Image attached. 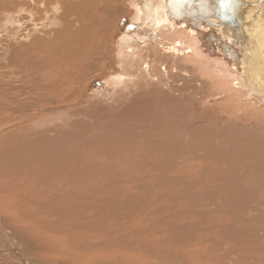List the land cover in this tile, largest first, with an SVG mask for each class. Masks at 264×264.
Segmentation results:
<instances>
[{
  "label": "bare ground",
  "instance_id": "1",
  "mask_svg": "<svg viewBox=\"0 0 264 264\" xmlns=\"http://www.w3.org/2000/svg\"><path fill=\"white\" fill-rule=\"evenodd\" d=\"M24 1H25L24 3L20 2L21 3L20 4L19 0H0V72H3L5 75L8 74V72H11L10 74H12L14 72H21V74H22V72H24L25 75L28 74L30 76V78H31L30 82H34L35 87L37 85H39V83L36 82L37 77H43L44 79L48 78L51 80V82L48 84L46 81V84H48L47 86L44 82L43 83L44 88L49 89L50 91H53V93L57 92V88H58V90L60 89V87L58 86V81H61V78L66 80V81H70L73 83L75 80L83 79L85 77V75L87 74V72H111V74L109 73V75L105 76L106 77V78L104 77L105 81L100 82L95 89H93L91 92H89V95L85 96L82 100H79L80 104H77V106H71L72 104H70L67 107H63V108L60 107L56 110H53L52 112L48 111V112H45V113H43L37 117H34V118L29 113L30 115H25L26 117L28 116L27 119L29 121L27 123H25L23 126L22 125H20V127L18 126V129H16V130L14 128L13 131L8 132L7 128H5V126H7L6 123L8 121H6L5 117H2L0 114V126L4 125L3 130H0V264H54L53 263V262H55V261H53L54 259H56V261H57L58 260L57 258L59 256L62 257V254L64 256L67 253L73 254L74 257H72V258H75V260L77 261L78 264H108L109 258L114 257V259L116 260L117 259L116 255H120V254L122 255L123 251H122V253L118 254V252H115L112 248H110L109 251H107L105 249L106 253L103 252L105 255H100L99 253H96L95 252L96 248H94V249L91 248L93 246V244H92L93 241L89 240L91 238V236L90 235H82L85 232L81 231L80 229H77L75 227V225H73V222L72 223L68 222L67 218H66L67 222L64 219L65 222L58 224L56 219H55V216H53L54 219L50 218L53 215V213H52V211L49 210L50 208L48 209V207H47V203L49 201L45 202V204L39 202V203H41L40 206L38 203H37L38 205H36V206H33L32 204H30L31 202L41 198L43 195V194H41V196H37L36 193L37 194L42 193V190L44 189L43 188V186H44L43 182H45V180L42 182V180H40L39 177L33 178L32 180L35 183L33 182V184H31V183L29 184L32 186L28 185V182L30 181L29 178H31L29 172H31L30 169L32 168V165L38 161V158H39L38 152H40L38 149H39V146L42 147L41 142L44 140H45L44 142H47L51 139H54V138H52V136L54 137V135L59 134V136H61L62 139L56 140L55 143L57 144V148L60 147V148L64 149V148L68 147L67 145L69 143H73V141L79 143V141H80L79 137L80 136H83V135L90 136V135L99 134L102 131V128L100 126L98 127L99 123L97 121L96 122L90 121V118H92L93 116L88 118L87 115L92 114V115H98L100 118L101 117L109 118L114 113H116L117 110H119L118 108L120 106H123L124 110L133 109L132 108V107H134L133 105H137V104L141 107L140 109L145 108L144 110H142L139 113V115H142L143 118L144 117L148 118V116H150V118L149 119L146 118V120H141V121L139 120L138 123H134L136 126L135 128L141 129L142 131H140V132H142L145 136H154L155 138H158V140H160V142H161L160 145L161 146L163 145L162 151L165 149H166L165 151H167V147H168V150L172 148V151H170V152L168 151V154H166L169 156H167V158H162L163 160L161 162L163 165L165 163L167 164V162H170V165H171L172 162L175 163V162H180V160H182V158H183V156H182V154H183L182 144H181V141L179 139V136L177 137V135H175L173 132L176 131L177 129H180L184 123L185 124L187 123L186 126L189 125L188 126L189 128H190V126H193V124H195V123H192V121H188L189 118H192V117L197 118V119L198 118L202 119V120L198 119L199 126L201 128H203V130L201 129L202 131L199 130V131H201L202 134L206 133V134L217 135V133H218L217 137H220V139H222L221 136H223L222 133L224 131H225V134L226 133L230 134V132H233L234 135H240L243 133L248 134V133H253V132H255V134H256V132H258V134H259L257 137L258 143H259V141L261 143L264 142V0H188V2L186 0H24ZM189 11H191L192 14L189 13ZM13 14L14 15L17 14V15L12 16ZM125 17H130L129 18L130 27H129L128 31H123V33H121L122 35L120 37L118 36L119 38L116 41L114 39H115V36L117 34V31L119 30L120 19L125 18ZM114 67L116 68V70L114 69ZM154 70H156V71H154ZM150 72L152 75L147 76L148 73H150ZM157 72H159V73H157ZM167 72L169 75L172 72H173V74L169 76V75H167ZM121 75H124V77L120 78ZM0 76H2V74ZM17 77L21 78L20 76H17ZM26 77H28V76H26ZM168 78H170L172 80V82H171L172 84L176 83L175 81H179V82L181 81V83L179 84V91L180 92H178L176 95H175L174 91H177L176 88L178 86H176V88L174 90H173L174 87L170 88L169 86H167L166 83H167ZM19 80L21 82H23L22 80H24V79L21 78ZM26 81H29V80H26ZM43 81H45V80H43ZM39 82H41V81H39ZM76 82H78V81H76ZM145 82H147L146 84L151 86L152 89L150 88L151 91H148L146 89V87H143L144 85H142L141 87L144 88L146 91H144L141 88L142 96L140 97L137 94V91H138L137 87L140 84H143ZM24 83H25V81H24ZM30 85H31V83H30ZM176 85H178V84H176ZM39 86L42 87V85H39ZM30 87H32V86H30ZM3 88H4V86H3ZM134 88H137L135 90V92H133ZM46 89H44V90H46ZM184 90H186V91H184ZM0 91H3V89H0ZM26 91H28V90L26 89ZM33 91H36V89ZM182 91H184V92H182ZM28 92H30V91H28ZM148 93H151V96ZM31 94H33V93L31 92ZM50 95H52V93H50ZM160 95H162V97L164 99H166L169 103L159 104L160 102H157V100L159 101L161 99ZM24 97H27L26 94ZM40 97H41V95H40ZM42 97H44V96L42 95ZM56 97H57V95H56ZM15 99H17V97ZM36 99H38L39 101L42 100L41 98H40L41 100L39 99V95L36 96ZM148 99L151 100L150 104L147 102ZM28 100H26V101L28 102ZM30 100L34 101V99H31V98H30ZM35 101H34V103H35ZM47 101H49V99ZM47 101L45 100L46 103H47ZM42 102H44V100ZM51 102H53V98H52ZM3 103L1 105H5L6 102L4 104ZM34 103H32V104H34ZM49 103H50V101H49ZM23 104L24 103L18 102V100L16 102V105H18V107L19 106L22 107ZM51 105H52V103H51ZM148 105H150V106L148 107ZM28 106H31V104ZM9 107H11V106H9ZM55 107H56V104H55L54 108ZM76 107H78V108L73 113V109ZM17 108H14V109L16 110ZM42 108H43V106H42ZM4 109L5 108H3V110L1 112H3ZM138 109H139V107H138ZM146 109H149L148 110L149 112L146 111ZM6 110H7V108H6ZM171 110L178 111V114H180V113L183 114V119H179L180 118L179 116H178V118H176L177 115H176V117L170 116ZM9 111H11V110H9ZM24 111H25V109H24ZM14 113H16V111ZM38 113H41V112H38ZM98 113H101V114H98ZM35 114H34V116H35ZM74 114L78 117L74 118L75 117ZM4 115H7V114L4 113ZM132 115H131V117H132ZM135 115H134V117H135ZM136 116H138V115H136ZM43 117H50L48 119L49 121H47V120L41 121L43 119ZM135 120H137V119H135ZM120 121L121 120H119V122ZM168 121L169 122L171 121V122H173V124L175 123L176 125H174V126L170 125L171 126L170 127L168 124ZM198 121H197V123H198ZM200 121H201V123H200ZM60 123L63 124L61 127L59 126ZM128 126H130V125H128ZM48 127H50V129ZM43 128H47L49 130L45 129L44 131H41ZM10 129H12V128H10ZM182 129H184V128H182ZM43 132H45V133H43ZM117 132H116V134H117ZM171 132L174 135L170 134ZM118 134L121 135V133H119V132H118ZM170 135H173L172 136L173 138ZM231 135L232 134H230V136ZM142 136L143 135H141L140 137H142ZM232 136H231V138L233 139ZM242 137H243L242 135H241V138L237 137L238 138L237 142H243ZM204 138H206V137H204ZM84 139L85 138H83V140ZM109 139H104L103 141L108 142ZM208 139H209V136H208ZM35 140H36V142L34 143ZM93 140H96V139H93ZM181 140H182V138H181ZM191 140L189 141L190 143H191ZM203 141H204V139H203ZM230 141H232V140H230ZM230 141H228V144L231 143ZM255 141H256V139H255ZM257 141H256V143H257ZM112 142H111V144H112ZM115 142L116 141H114V143ZM156 142H158V141H156ZM189 142H188V144H189ZM254 142L252 141L251 144ZM100 143H99V145H100ZM233 143H234V141H233ZM35 144H38V146H36ZM103 144H104V142H103ZM48 145L52 146L50 144H48ZM120 145H121V143L119 144V146ZM157 145H159V144L157 143ZM257 145H259V144H257ZM116 146H118V145H116ZM149 146H151V144L150 145L148 144V147L146 146V148H150ZM223 146H225V145H223ZM24 147H25V150H24ZM34 147H36V149ZM210 147H213V146L211 145ZM242 147H243V145H242ZM256 147L258 148V146H256ZM121 148H122V146H121ZM107 149H108V147H107ZM139 149H141V148L139 147ZM232 149L234 150V148L231 147V150ZM87 150H89V149H87ZM99 150H98V152H99ZM122 150L124 151V149H122ZM147 150L148 149H145L144 151H140V152L142 153V152H145ZM237 150H239V149H237ZM25 151H27V152H25ZM93 151H94V149H93ZM118 151H119V149H118ZM123 151L122 152L120 151V152L123 153ZM210 151H212V150H210ZM247 151H251V150H247ZM258 151L259 150H257V152ZM263 151H264V149H263ZM100 152L103 153V150ZM128 152H129V149H128ZM216 152H217V150H216ZM241 152H242V149H241ZM251 152H254V151H251ZM251 152H249V153H251ZM72 153H73V151L71 152V154ZM77 153H79V152H77ZM91 153H92V151H91ZM121 153H120V155L122 157H123V155L125 156V154L122 155ZM89 154H90V152H89ZM246 154H248V153H246ZM246 154H245L244 158L247 156ZM118 155H119V153H118ZM140 155H142V154H140ZM204 155H205V153H204ZM240 155H243V154L240 153ZM23 156H25V158H27V161H25V163L20 162V160L22 161V159H24ZM72 156H74V154ZM78 156H79V154H78ZM144 156L145 155H143L142 158H144ZM59 158H60V156H59ZM85 158H87V157H85ZM102 158H104V160H105L106 157H102ZM242 158H243V156H242ZM75 159H76V157H75ZM254 159H256V158H254ZM260 159H262V158H260ZM87 160H89V159H87ZM87 160L85 161V159H84L83 161L88 162ZM96 160H98V159H95V161ZM115 160H117V159H115ZM158 160H160V159H158ZM214 160H216V159H214ZM263 160H264V158H263ZM48 161H50V159ZM64 161L67 162L68 159L64 160ZM145 161L147 162V159ZM191 161H189V162L191 163ZM206 161H207V159H206ZM217 161H218V163L221 162L219 164L220 166H224L225 163L227 165V163H228V162H222L223 160H220V159H217ZM41 162H43V161H41ZM59 162H58V168L60 166V169L57 168L59 171L61 169L64 170L67 168H68V170H70V168L67 164H66L67 166L65 168V167L61 166V164ZM79 162H80V160H79ZM104 162L105 161H103V163ZM184 162H185V160H184ZM193 162H195V161H192V164H193ZM44 163L45 162H43V164ZM81 163H83V162H81ZM90 163H92V162L85 163V164L88 165ZM121 163H123V162H121ZM260 163L261 162H259V165H260ZM56 164H57V162H56ZM85 164H83V166ZM94 164L92 163V165H91V167H93V170H94V166H93ZM106 165H104V166H106ZM109 165L110 164L108 163L107 166H109ZM181 165H182V163H181ZM11 166L12 167L15 166L17 168V171H19L20 174L22 173L21 174L22 176H25L22 181L17 180V179H11L9 181H5V180H7V178L5 179V174H7L6 172H8L7 168L11 167ZM43 166H45V165H43ZM99 166H100V164H99ZM99 166H95V168L96 167L99 168ZM126 166H130V165H126ZM176 166L179 167L180 165H176ZM184 166H186V164H183L181 167H183V169L186 170V168H184ZM242 166H245V164L243 165V163H242ZM36 167H38V166H36ZM61 167H63V168H61ZM77 167H78V165H77ZM189 167H191V166H189ZM263 167H264V165H263ZM47 168H48V166H47ZM81 168H80V171H81ZM84 168H85V166H84ZM98 168H96V169L98 170ZM260 168L261 169H259V166L256 164L253 166V169L252 168L251 169L252 170L255 169L258 173L262 174V171L264 172V169L262 168V166ZM85 169H86V171L89 170V169L87 170V167ZM85 169H83V170H85ZM96 169L94 170V172L97 171ZM102 169H103V167H102ZM134 169L136 170V167ZM58 170H55L56 173ZM63 170H61V172ZM78 170H79V168H78ZM115 170H116V172L117 171L119 173L121 172V169H120V171L117 169H115ZM184 170H182V171H184ZM46 171H48V170H46ZM91 171H92V169H91ZM100 171H102V170H100ZM182 171H181V173H182ZM102 172H100V173L102 174ZM247 172H250V171H247ZM45 173L46 172H44V174ZM81 173H83V172H81ZM89 173L87 172L86 176H88ZM103 173H105V171ZM179 173L180 172L178 171V174ZM39 174L43 175L42 171L40 173H38V175ZM47 174H45V175H47ZM65 174H66V172H65ZM94 174H97V173H94ZM101 174H98V175H101ZM105 174H107V173H105ZM111 174H112V171H111ZM183 174H184V172H183ZM248 174H251V173H248ZM48 175H50V173ZM55 175L56 174H54V177H56ZM66 175H68V173ZM69 175H70V173H69ZM91 175H93V173ZM60 176H61V174H60ZM68 176L59 177L57 179L60 180L62 178L65 182V180L68 179ZM93 176L92 177L90 176V177L93 178ZM112 176H114V174H112ZM254 176H255V174H254ZM76 177H77V175H76ZM84 177H85V175H84ZM84 177H81V178L84 179ZM104 177H105V175H104ZM106 177H105V179H106ZM17 178H20V177H17ZM69 178H70V176H69ZM73 178L75 179V177H73ZM95 178L97 181L98 177H95ZM57 179L55 178V180H57ZM107 179H108V177H107ZM107 179H106V181H110ZM189 179H191V178H189ZM101 180H102V178H101ZM121 180H123V178ZM241 180H243V178ZM251 180L254 181V177ZM48 181H50V180H48ZM68 181H69V179H68ZM84 181H86V179ZM93 181H94V178H93ZM60 182H62V181H60ZM60 182L59 183L57 182V184H60V185L64 184L63 182H62V184ZM247 182H248V180H247ZM249 182H252V181H249ZM255 182L256 181H254L255 185H259L258 183H255ZM91 183H92V181H91ZM114 183H115V181H114ZM51 184H52V181H51ZM57 184L55 186H57ZM71 184L73 185V183H71V181H70L69 186H71ZM102 184L100 183L99 185H102ZM60 185H58V186H60ZM81 185H83V184L81 183ZM50 186L52 187L53 185H50ZM86 186H88V185H86ZM73 189H75V188L73 187ZM101 189L103 190V188H101ZM107 189L109 190L110 186L107 187ZM116 189L117 188H114L113 190H116ZM94 190H95V188H94ZM252 190H254V189H252ZM69 191H71V190L69 189ZM118 191H122V190H118ZM251 191H249L245 194V196L247 198L248 197L250 198L253 194H254V196L258 197L259 194L257 195V193L259 190H257V193H255V191H253L250 195ZM61 192H63V191H61ZM72 192L76 193L74 191H71V193ZM96 192L100 193L101 191L99 190ZM104 192H105V189L103 190V192H101V195L103 194L102 195L103 197L107 196V198H109L110 195L108 196V193H107V195H104ZM81 193L83 194V192H81ZM111 193L112 192H110V194ZM122 193H124V192H122ZM71 195H73V194H71ZM75 195H76V197H78L77 194H75ZM101 195L96 194L97 197L98 196L100 197ZM69 196H70V194H69ZM125 196L127 198V195H125ZM254 196L252 198H254ZM227 197H228V195H227ZM52 198H53V196H52ZM62 198H64V197H62ZM70 198H72V197H70ZM107 198H106V200H108ZM104 203H107V202L104 201ZM108 203H109V201H108ZM57 204L58 205L60 204L59 201ZM92 205H94V203ZM132 205H133V203H132ZM142 205H144V204L142 203ZM76 206H78V205H76ZM140 206H139V208H140ZM110 207H112V206H110ZM44 208H45V211H44ZM57 209H58V207H57ZM113 209H115V207H113ZM122 209H123V207H122ZM73 211H74V209H73ZM76 211H74V212H76ZM144 211L146 212V210H144ZM44 212L46 213L45 216H44ZM68 212L70 215L74 214V212L72 213V211L70 212V210ZM93 212H95V211H93ZM129 212H130V210H129ZM245 212L246 211H243V214H245ZM119 213H121V212H119ZM156 213H158V212H156ZM41 214H43V215H41ZM64 214H65V212L63 213V216H64ZM75 214H74V216H75ZM116 214L117 213H115V215ZM84 216H83V218H84ZM102 216H104V215H102ZM137 216H140V215H136V217ZM143 216H145V215H143ZM148 216H150V215H148ZM59 217H61V216H59ZM100 217H101V215H100ZM105 217H107V216H105ZM71 218H73V217H71ZM76 218H77V216H76ZM126 218L128 220V217H126ZM73 219H72V221H73ZM74 221H75V219H74ZM111 221H113V220H111ZM116 221H117V218H116ZM119 221L121 223V220H119ZM234 221H235V224L237 225V223L241 222V219L240 220L234 219ZM77 222H80V220H78ZM77 222L75 224H77ZM141 222H142V220H141ZM155 222L156 221H154V224H155ZM157 224H159V223H156V225ZM89 225L91 227L93 226L91 224H89ZM79 227H81V226H79ZM94 227H96V226H94ZM121 227H122V225H121ZM89 229H90V227H89ZM230 229H232V228H230ZM112 230L118 231L117 228H114ZM155 230H156V228H155ZM136 231L141 232L143 230L139 228ZM53 232L57 235H54ZM108 232H111V231H108ZM116 233L118 234V232H116ZM201 234H203V233H201ZM198 235H200V234H198ZM94 238H95V235H94ZM96 238H98L97 235H96ZM110 239H111V237H110ZM114 239H116V238H114ZM114 239H113V235H112V239L111 240L108 239L110 241V243H108V241H106V240H101L99 242L100 243L103 242L102 243L103 248H107L106 245L108 243L109 247H111V246L112 247H115V246L120 247V245H121L124 247L127 246V248L128 247L136 248V251H137V247H138L137 245L138 244L136 246H133V247L131 246L132 244H125L126 245L125 246L123 244L124 242L120 241L121 239L120 240L119 239L114 240ZM216 241L217 240H214L213 243H215ZM52 242H54V243L52 244ZM225 243L229 244V242H225ZM94 244L96 246V243H94ZM199 246H201V245H199ZM202 247H204V246L202 245ZM213 247H215V246H213ZM220 247H221V245H220ZM144 248L145 249L148 248L146 250L145 254H147L149 257L153 258L154 263L152 260H150V261H152L151 263H153V264H155L154 258L157 257L158 255H160L162 252L166 251L165 250L166 248H164V247L159 248V246H157V245L151 246V247H144ZM44 249H47V250H50L53 252L52 253V254H54L53 260H52V256L50 254H47L49 256L45 255V257L49 258L50 260H49V262H46L41 257L36 255L34 252V250H35V251H39L41 253ZM145 249H143V251ZM58 250L60 252H58ZM89 250H93V251H91V253H90ZM103 250H101L100 247L98 246V250H97L98 252L101 253ZM129 250L133 251L131 249H129ZM211 250L212 249H210L209 254H213ZM61 252H62V254H61ZM92 252H94L95 255ZM125 252H127V251H125ZM229 252L232 253L231 251H229ZM43 253H42V256H43ZM128 253L129 252H127V254ZM68 254L65 255L66 258L69 257ZM123 254L125 255L126 253H123ZM129 254L131 255V253H129ZM235 254H237V253H235ZM93 255L95 256V258L93 257ZM97 255L100 259H98ZM126 255H125V257H127ZM136 255L138 256L139 254H136ZM173 255H174L173 256L174 258H172V259L180 258V257H178V255L176 253L175 254L173 253ZM228 255H229L228 253H225V255L223 257L225 258V256H228ZM176 257H178V258H176ZM208 257H210V256H208ZM235 257H237V256H235ZM130 258L132 259V257H130ZM193 258L196 259L195 257H193ZM140 259H139V262H140ZM157 259H158V257H157ZM202 259H200V261ZM232 259H234V258H232ZM254 259L256 261V258H254ZM257 259H261V257L257 258ZM64 260H62V262ZM115 260H114V262H115ZM159 260H157L156 262H158ZM203 260H206V259H203ZM60 261H61V259H60ZM66 261L69 262L68 259ZM110 261H112V259ZM118 261H119V259H118ZM167 261H169V259ZM177 261L178 260H176V263H177ZM207 261L208 260H206V262ZM68 262H67V264H68ZM164 262H166V261H164ZM194 262H195V260H194ZM208 262H209V264L213 263L210 261H208ZM74 263H76V262H74ZM74 263H72V264H74ZM111 263H113V262H111ZM119 263H120V261H119ZM134 263H136V262H134ZM141 263H139V264H141ZM143 263H145V262L143 261ZM162 263H163V261H162ZM190 263L194 264L193 262H190ZM196 263H197V261H196ZM57 264H58V261H57ZM248 264H249V262H248Z\"/></svg>",
  "mask_w": 264,
  "mask_h": 264
},
{
  "label": "rangeland",
  "instance_id": "2",
  "mask_svg": "<svg viewBox=\"0 0 264 264\" xmlns=\"http://www.w3.org/2000/svg\"><path fill=\"white\" fill-rule=\"evenodd\" d=\"M186 1L188 2V0H186ZM20 2L24 3L25 1L19 0V3ZM189 13L192 14L191 11H189ZM15 15H17V14H15ZM15 15L13 14L12 16H15ZM129 18L130 17H125V18H121V19L119 18L120 19L119 30L117 31V34H116L114 40L117 41V39L122 35L121 33H123V31H128V29L130 27ZM114 69L116 70L115 67H114ZM154 71H156V70H154ZM10 73L11 72H8V74L5 75L3 72H0V75L2 74V76H0V89H3V91H0V107H1L0 108V114L2 117H5L6 121H8L6 123L7 126H5V128H7V130H8V132L13 131L14 128L16 130V129H18V126L20 127V125L23 126L25 123H27L29 120L27 119L28 116L26 117L25 115L31 114V116L34 118V117H37V116H39L45 112H48V111L52 112L53 110H56L60 107L61 108L67 107L70 104H72L71 106H77V104H80L79 100H82L85 96L89 95V92H91L93 89H95L100 82L105 81V78H106L105 76L109 75V73L111 74V72H87V74L85 75V77L83 79L75 80L73 83L70 81H66V80L61 78V81H58V86L60 87V89H59L60 91L57 88V92L53 93V91H50L49 89L44 88V84H43L44 82H45V84H46V81L48 84L51 82V80L48 78L44 79L43 77H37L36 82L39 83V85H42V87L39 85H37L35 87V85H34L35 83L30 82L31 78L28 74L25 75L24 72H22V74H21V72H14L12 74H10ZM157 73H159V72H157ZM172 74H173V72L170 73V75H172ZM151 75L152 74L150 72V73H148L147 76H151ZM167 75H169L168 72H167ZM17 76H20L21 78H23L24 79V80H22L23 82H21L19 80L21 78H18ZM26 76H28V77H26ZM123 77H124V75L120 76V78H123ZM26 80H29V81H26ZM43 80H45V81H43ZM24 81H25V83H24ZM39 81H41V82H39ZM76 81H78V82H76ZM171 82H172V80L170 78H168L166 85L169 86L170 88L174 87L173 90L176 88V86H178L176 88L177 91H174V93L176 95L178 92H180L179 91V84L181 83V81L180 82L175 81L176 82V83H174L175 85L172 84ZM30 83H31V85H30ZM146 83L147 82L140 84L137 87L138 88L137 94L140 97L142 96V94H141V88H142L141 86L142 85H144L143 87H146V89L148 91H151V89H152L151 86H149ZM28 84L30 86H32L33 88L30 87ZM48 84H46V86ZM176 84H178V85H176ZM3 86H4V88H3ZM137 88H134L133 92H135V90ZM26 89L30 92L26 91ZM32 89L33 90L36 89V91H33ZM44 89H46V90H44ZM142 89L144 91H146L144 88H142ZM184 91H186V90H184ZM184 91H182V92H184ZM31 92L33 94H31ZM50 93H52V95H50ZM25 94L27 97H24ZM148 94H150V96H151V93H148ZM37 95H39V99L40 98L42 99V100L40 99L41 101L36 99ZM40 95H41V97H40ZM42 95L44 97H42ZM56 95H57V97H56ZM160 96H161L160 97L161 99L159 101L157 100V102H160L159 104L169 103L166 99H164L162 97V95H160ZM16 97H17V99H15ZM30 98L34 99V101L36 100L35 103L33 100H30ZM52 98H53V102H51ZM48 99H49L50 103H49V101H47ZM17 100H18V102L24 103L22 107H20V106L18 107V105H16ZM26 100H28V102ZM43 100H44V102L46 100L47 103L42 102ZM150 101H151L150 99L147 100V102L149 104H150ZM3 102L4 103L6 102L5 105H1ZM32 103H34V104H32ZM51 103H52V105H51ZM27 104L28 105L31 104V106H28ZM55 104H56V107L54 108ZM9 106H11V107H9ZM42 106H43V108H42ZM133 106H134V107H132L133 109H126V110H124L123 106H120L118 108L119 110H117V112L114 113L109 118H104V117L100 118L98 115H92V114L87 115L88 118L93 116L92 118H90V121H92V122L97 121L99 123L98 127L100 126L102 128V131L97 135L80 136L79 137L80 138L79 143L73 141V143H69L67 145L68 147H66L64 149L60 148V147L57 148V144L55 143L56 140L62 139V137L59 136V134L54 135V137L52 136V138H54V139H51L52 141L51 140H49L47 142H44L45 140L42 141L43 142V143L41 142L42 147L39 146V149H38L40 151V152H38L39 153L38 161L32 165V168L30 169L31 172H29L31 178H29L30 181L28 182V185L30 183L33 184V182H34L32 180L33 178L39 177V179L42 180V182L45 180V182H43V184H44L43 188L44 189L42 190V193H39V194L36 193L37 196H41V194H43V195L41 198L31 202L30 204H32L33 206H36L39 204V206H40L41 203L45 204V202L49 201L47 203V207H48V209L50 208L49 210L52 211V213H53V215L50 218L54 219L53 216H55V219H56L58 224L65 222L66 218H67L68 222H70V223L73 222V225H75V227L77 229H80L81 231L85 232L82 235H90L91 236V238L89 239L90 241L91 240L93 241V243H92L93 246L91 248L92 249L96 248L95 252L99 253L100 255H105L104 253H106V250L109 251L110 248H112L115 252H118V254L122 253V251H123V253H126V254H127V252L131 253V255L129 253L127 255L125 254L127 257H125V255L123 253H122V255L121 254L116 255L117 261L114 259V257L109 258L108 264H115V263L116 264L117 263L118 264H121V263L122 264H130V263L133 264L134 262H136L137 264H139L141 262H142L141 264H153L154 263L153 258H151L147 254H145L146 250L148 248L145 249L144 247H151V246H156V245L159 246V248H163V247L166 248L165 249L166 251L164 250L166 253L162 252L160 255L157 256L158 259H157V257H155L154 258L155 264H165L166 262L167 263L169 262L168 264H177V263L178 264H180V263L181 264H192L190 262H193L194 264H209L208 261L213 262L214 264H224V263L225 264H230V263L231 264L232 263L233 264H244V263L248 264V262H249V264H252V263L253 264H264V172L262 171V174H261V173H258L255 169L252 170L253 166L256 164L259 166V169H261L260 168L261 166L264 169V167H263V165H264V160H263V158H264V151H263L264 142L261 143L259 141V143H258V141H257L258 140L257 137L259 135L258 132H256V134H255V132H253L254 134L253 133H248V134L243 133L244 135L243 134L234 135L233 132H230V134L233 135V136L231 135L233 137V139H232L230 134L229 133L225 134V131H224L222 133L223 136H221L222 139H220V137H217L218 133H217V135L206 134V133L202 134L201 133L203 128H201L199 126L198 119H200V118H198V119L193 118V117L189 118L188 121H192V123H195V124H193V126H190V128H189L188 127L189 125L186 126L187 123L186 124L184 123L180 129H177L176 131L173 132L175 135H177V137L179 136V139H180L181 144H182V151H183L182 160H180V162H175V163L172 162L171 165H170V162H167V164L165 163L163 165L161 162L163 160L162 158H167V156H169V155H166V154H168V151L169 152L172 151V148L168 150V147H167V151H165L166 149L162 151L163 145L162 146L160 145L161 142H160V140H158V138H155L154 136H145L142 132H140V131H142L141 129L135 128L136 126L134 123H138L139 120L140 121L146 120L147 117L143 118L142 115H139V113L142 110H144L145 108L140 109L141 107L138 104L133 105ZM149 106L150 105H148V107ZM138 107H139V109H138ZM3 108H5L3 112L6 113L7 115H4V113L1 112L3 110ZM6 108H7V110H6ZM14 108H17V109L15 110ZM77 108L78 107L73 109V113L75 112V110ZM24 109H25V111H24ZM9 110H11V111H9ZM148 110L149 109H146V111H148ZM13 111L14 112L16 111V113H14ZM174 111L175 110L170 111L171 114L172 113L174 114V115L170 114V116L176 117V115H177L176 118H178V116H179L180 117L179 119H183V114L180 113L181 114L180 115V114H178V111H175V112ZM38 112H41V113H38ZM33 113L34 114L36 113L35 116ZM98 114H101V113H98ZM135 114L138 116H136ZM131 115H132V117H131ZM134 115H135V117H134ZM74 116H75L74 118L78 117L75 114H74ZM149 118H150V116H148L147 119H149ZM135 119H137V120H135ZM119 120H121V121L119 122ZM200 120H202V119H200ZM197 121H198V123H197ZM200 123H201V121H200ZM168 124H169V126L170 125H173V126L176 125L175 123L173 124V122H171V121L170 122L168 121ZM62 125L63 124L60 123L59 126L61 127ZM128 125H130V126H128ZM3 126L4 125L0 126V128H1L0 130H3V128H4ZM10 128H12V129H10ZM48 128L50 129V127H48ZM182 128H184V129H182ZM45 129H47V128H43L41 131H44ZM49 129H47V130H49ZM199 130H201V131H199ZM117 131L119 133H121V135L118 134ZM116 132H117V134H116ZM43 133H45V132H43ZM173 133L171 132L170 134H173ZM141 135H143V136L140 137ZM173 135H170V136L172 137ZM241 135L244 137V138L242 137L243 142H237L238 141L237 137L241 138ZM208 136H209V139H208ZM204 137H206V138H204ZM83 138H85V139L83 140ZM92 138L96 139V140H93ZM181 138H182V140H181ZM202 138L204 139V141ZM104 139H109V140H108V142H105V141H103ZM112 139L113 140L115 139L114 141H116V142L114 143V141ZM255 139H256L257 143H256ZM36 140L34 141V143L36 142ZM190 140H191V143L189 142ZM227 140L228 141L232 140V141H230L231 143L228 144ZM156 141H158V142H156ZM233 141H234V143H233ZM252 141L253 142L255 141V142L251 144ZM103 142H104V144H103ZM111 142L113 145L111 144ZM188 142H189V144H188ZM99 143H100V145H99ZM120 143H121V145L119 146ZM157 143L159 145H157ZM48 144H50L52 146H49ZM115 144L118 145L120 148L118 146H116ZM148 144L149 145L151 144V146H149L150 148H146V146L148 147ZM257 144H259V145H257ZM35 145L38 146V144H35ZM211 145L214 148L210 147ZM223 145H225V146H223ZM242 145H243V147H242ZM121 146H122V148H121ZM256 146H258V148ZM107 147H108V149H107ZM139 147L141 149H139ZM231 147L234 148V150L233 149L231 150ZM34 148L36 149V147H34ZM92 148L94 149V151ZM87 149H89V150H87ZM118 149H119V151H118ZM122 149H124V151ZM128 149H129V152H128ZM145 149H148V150L145 152H142V153L140 152V151H144ZM237 149H239V150H237ZM241 149H242V152H241ZM24 150H25V147H24ZM98 150H99V152H98ZM102 150H103V153L100 152ZM210 150H212V151H210ZM216 150H217V152H216ZM247 150H251L254 152L247 151ZM257 150H259V151L257 152ZM72 151H73V153L71 154ZM91 151H92V153H91ZM120 151L121 152L123 151V153H121ZM25 152H27V151H25ZM77 152H79V153H77ZM89 152H90V154H89ZM249 152H251V153H249ZM118 153H119V155H120V153L122 155L125 154V156L124 155H123V157L121 155L119 156ZM204 153H205V155H204ZM240 153L243 155H240ZM246 153H248V154H246ZM73 154H74V156H72ZM78 154H79V156H78ZM140 154H142V155H140ZM245 154L247 156L244 158ZM143 155H145L144 156L145 159L142 158ZM59 156H60V158L61 157L62 158L60 159ZM242 156H243V158H242ZM23 157L25 160L22 159V161L20 160V162L25 163V161H27V158H25V156H23ZM75 157H76V159H75ZM85 157H87V158H85ZM102 157H106L105 160ZM253 157L256 159H254ZM205 158L207 159V161ZM260 158H262V159H260ZM49 159H50V161H48ZM67 159H68L67 162L64 161ZM84 159H85V161L87 159H89V160H87L88 162H85V161H83ZM95 159H98L99 161L100 160L101 161L99 162L98 160H96L97 161L96 162ZM115 159H117V160H115ZM146 159H147V162L145 161ZM158 159H160V160H158ZM214 159H216V160H214ZM217 159L223 160L222 162H228V163H227V165L225 163L224 166H220L219 164L221 162L218 163ZM79 160H80V162H79ZM184 160H185V162H184ZM191 160L195 161V162H193V164H192ZM41 161H43L45 163L43 164V162H41ZM103 161H105V162L103 163ZM189 161H191V163ZM56 162H57V164H56ZM58 162L61 164V166L65 167V168L68 165L70 170H68V168H67L64 170L61 169V170H63L62 172H61V170L59 171L58 169H60V166L58 168ZM81 162H83V163H81ZM89 162H92L93 164L95 163L93 165L94 170L96 168H98V167L95 168V166H99V164H100V166L101 165L102 166L101 167L99 166L98 170L96 169L97 171L94 172L93 167H91L92 163H90L88 165L85 164V163H89ZM121 162H123V163H121ZM259 162H261L260 163L261 166L259 165ZM49 163L50 164L52 163V164L50 165ZM108 163L110 164L109 166H107ZM181 163H182V165L186 164V166H184V168H186V170H184L183 167H181L182 166ZM242 163H243V165L245 164L246 167L242 166ZM83 164H85L84 165L85 168L87 167V170L89 169L90 171L89 170L86 171ZM43 165H45V166H43ZM77 165H78V167H77ZM104 165H106V166H104ZM126 165H130V166H126ZM176 165H180L179 166L180 168ZM188 165L191 167H189ZM36 166H38V167H36ZM47 166L49 169L47 168ZM63 167H61V168H63ZM102 167H103V169H102ZM135 167H136V170L138 172L134 169ZM78 168H79V170H78ZM80 168H81V171H80ZM178 168L180 170L182 169L184 171L181 170L182 171V173H181V171ZM83 169H85V170H83ZM91 169H92V171H91ZM115 169H117L119 171L121 169V172L120 173L118 171L116 172ZM7 170H8V172H6L7 174H5V179L7 178V180L4 179L5 181H9L11 179H17V180L22 181L25 177V176L21 175L22 173L20 174L19 171H17V168L15 166L14 167H12V166L8 167ZM46 170H48V171H46ZM55 170L59 171V172L57 171L58 174L56 173ZM100 170H102L103 172L105 171V173H107V174L103 173ZM246 170L250 171V172H247ZM41 171H42L43 175L42 174L38 175V173H40ZM64 171L66 172V174L68 173V175L70 173V175H69L70 178L68 175L65 174ZM99 171L102 172V174ZM111 171H112V174H114V176H112ZM178 171L180 172L179 174H178ZM44 172H46L45 174L50 173V175H48V174L45 175ZM81 172H83V173H81ZM87 172L88 173L90 172L91 174L93 173L94 176L96 175L95 177H98L97 181H96V178L93 175H91L90 173L88 174L89 177L86 176ZM183 172L185 175L183 174ZM94 173H97V174H94ZM248 173H251V174H248ZM54 174H56L55 175L56 177H54ZM60 174H61V176H60ZM83 174L85 175V177ZM98 174H101V175H98ZM254 174H255V176H254ZM62 175L68 176L69 181L67 179L64 182V180L62 178L60 180L57 179L59 177H63ZM76 175H77V177H76ZM104 175H105V177L107 176L108 179H107V177H106V179L110 180V181H106ZM90 176L91 177L93 176L95 182L93 181V178H91ZM17 177H20V178H17ZM73 177H75L76 180ZM81 177H84V179H82ZM253 177H254V181H256L255 183H258L259 185L254 184V181L251 180V179H253ZM55 178L58 181L55 180ZM101 178H102V180H101ZM122 178H123V180H121ZM189 178H191V179H189ZM242 178H243V180H241ZM47 179L50 181H48ZM85 179H86V181H84ZM87 179L88 180L90 179V180L88 181ZM239 180L241 182L242 181L243 182L241 183ZM247 180H248V182H247ZM51 181H52V184H51ZM60 181H62L64 184L63 185L57 184V182L59 183ZM70 181H71V183H73V185L71 184V186H69ZM91 181H92V183H91ZM114 181H115V183H114ZM249 181H252L253 183L249 182ZM62 182H60V183L62 184ZM81 183L83 185H81ZM100 183L101 184L103 183V184L99 185ZM49 184L53 185L54 187L53 186L51 187ZM56 184H57V186H55ZM58 185H60V186H58ZM86 185H88V186H86ZM29 186H32V185H29ZM109 186H110V189H109L110 191L107 189V187H109ZM73 187L75 189H73ZM94 188H95V190H94ZM101 188H103V190L105 189L104 195H107V193H108V196L110 195L109 198H107V196L103 197L102 196L103 194L101 195V192H103V190ZM114 188H117V189L113 190ZM69 189L71 191L76 192V193H73V192L71 193V191H69ZM252 189H254V190H252ZM99 190L101 191L100 193L96 192ZM118 190H122V191H118ZM257 190H259L260 192L258 191V193H257ZM61 191H63V192H61ZM249 191H251L250 195L253 191H255V193H257V195L259 194L258 197L254 196V194H253L250 198L248 197L249 198L248 199L245 196V194ZM81 192H83V194L84 193L85 194L83 195ZM110 192H112V193L110 194ZM122 192H124V193H122ZM68 193L70 194V196ZM71 194H73V195H71ZM75 194H77L78 197H76ZM96 194L101 195V196L97 197ZM125 195H127V198ZM227 195H228V197H227ZM52 196H53V198H52ZM253 196H254V198H252ZM62 197H64V198H62ZM70 197H72V198H70ZM106 198L108 200H106ZM58 201L61 205L57 204ZM104 201L107 203H104ZM108 201H109V203H108ZM39 202H41V203H39ZM92 202L94 203V205H92L93 204ZM132 203H133V205H132ZM142 203L144 205H142ZM76 205H78V206H76ZM138 205L139 206L141 205L140 208ZM110 206H112V207H110ZM57 207H58V209H57ZM113 207H115V209H113ZM122 207H123V209H122ZM72 208L74 209V211L77 210L76 211L77 213L74 212ZM69 210H70V212L72 211V213L74 212V214L76 213L75 216H74V214L70 215L68 212ZM129 210H130V212H129ZM144 210H146V212ZM44 211H45V208H44ZM93 211H95V212H93ZM243 211H246L245 214H243ZM64 212H65V214L63 216ZM119 212H121V213H119ZM156 212H158V213H156ZM115 213H117V214L115 215ZM41 215H43V214H41ZM45 215H46V213L44 212V216ZM100 215H101V217H100ZM102 215H104V216H102ZM136 215H140V216L136 217ZM143 215H145V216H143ZM148 215H150V216H148ZM59 216H61V217H59ZM70 216L73 217L76 222L78 220H80V222H77V224H75L76 222ZM76 216H77V218H76ZM83 216H84V218H83ZM105 216H107V217H105ZM126 217H128V220ZM232 217L235 220L241 219L242 223L239 222L236 225L235 221ZM116 218H117V221H116ZM64 219H65V221H64ZM68 219L69 220L71 219V220L69 221ZM72 219H73V221H72ZM111 220H113V221H111ZM119 220H121V223ZM141 220H142V222H141ZM154 221H156L155 224H154ZM156 223H159V224L156 225ZM89 224H91L93 226L91 227ZM121 225H122V227H121ZM144 225L145 226L147 225L146 226L147 228ZM79 226H81L82 228ZM94 226H96V227H94ZM89 227H90V229H89ZM114 228H117L118 231L112 230ZM139 228L142 229L143 231H141V232L136 231ZM155 228H156V230H155ZM230 228H232V229H230ZM108 231H111V232H108ZM116 232H118V234ZM201 233H203V234H201ZM111 234L113 235V239L116 238L114 240H117V239L120 240L121 239L120 241L124 242L123 243L124 245L125 244H132L131 246L133 247V246H136L138 244L137 245L138 246L137 251H136V248H131V247L127 248L126 245H125L126 247L121 246V245H120V247L119 246L109 247V244H108V243H110L109 240L112 239ZM198 234H200V235H198ZM54 235H57V234L54 233ZM94 235H95V238L97 235V237H98V238H96L97 240L94 238ZM110 237H111V239H110ZM101 240L108 241V243L106 245L107 248H103V246H102L103 242H101V243L99 242ZM214 240H217V241L215 243H213ZM225 242H229V244H226ZM53 243L54 242H52V244ZM94 243H96V246ZM198 244L201 246H199ZM202 245L204 247H202ZM220 245H221V247H220ZM98 246L100 247L101 250L104 249L101 253L97 251ZM213 246H215V247H213ZM129 249H131L133 251H130ZM143 249H145V250L143 251ZM210 249H212L211 251L213 254H209ZM59 250H58V252H60ZM89 251L91 253V251H93V250H89ZM125 251H127V252H125ZM229 251H231L232 253H230ZM34 252L36 255L41 257L46 262H49V260H50L49 258L45 257V255L49 256L47 254H50L52 256V260L54 259L53 258L54 254H52L53 252L50 250L44 249L41 253L39 251L34 250ZM234 252L237 254H235ZM42 253H43L44 257L42 256ZM92 253L95 255L94 252H92ZM173 253L174 254L176 253L178 255V257H180V258L176 257L178 259H172V258H174ZM225 253H228L229 255L225 256V258H224L223 256L225 255ZM61 254H62V252H61ZM67 254H65V255H67ZM136 254H139L138 255L139 257ZM65 255L63 256V254H62V257L59 256L57 258L58 264H67V262H68V261H66L67 259L69 260L68 264L69 263L72 264L74 262L77 263L75 258H72V257H74L73 254H68L69 255L68 258H66ZM94 255H93V257L95 258ZM208 256H210V257H208ZM235 256H237V257H235ZM97 257H98V255H97ZM130 257H132V259L134 261ZM193 257H195L196 259H194ZM231 257L234 259H232ZM260 257H261V259H257ZM165 258L166 259L168 258L169 261H167L168 259L166 260ZM202 258L206 259L208 261L206 262V260H203ZM254 258H256V261ZM60 259H61V261H60ZM98 259H100V258L98 257ZM111 259H112V261H110ZM113 259L115 260V262ZM118 259H119L120 263H119ZM139 259H140V262H139ZM156 259L157 260L160 259L158 261L159 263L156 262L157 261ZM200 259H202V260L200 261ZM62 260H64V261L62 262ZM150 260H152L153 263H151L152 261H150ZM176 260H178L177 263H176ZM194 260H195V262H194ZM53 261L56 262V263L53 262L54 264H57L56 259H54ZM143 261L145 263H143ZM162 261H163V263H162ZM164 261H166V262H164ZM196 261H197V263H196ZM111 262H113V263H111ZM76 263H74V264H76ZM136 263H134V264H136ZM213 263H210V264H213Z\"/></svg>",
  "mask_w": 264,
  "mask_h": 264
},
{
  "label": "water",
  "instance_id": "3",
  "mask_svg": "<svg viewBox=\"0 0 264 264\" xmlns=\"http://www.w3.org/2000/svg\"><path fill=\"white\" fill-rule=\"evenodd\" d=\"M49 118H50V117H43V119H42L41 121H43V120H44V121H46V120L49 121V120H48Z\"/></svg>",
  "mask_w": 264,
  "mask_h": 264
}]
</instances>
